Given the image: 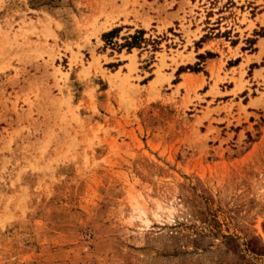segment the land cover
Returning a JSON list of instances; mask_svg holds the SVG:
<instances>
[{"label":"rangeland","instance_id":"374dc122","mask_svg":"<svg viewBox=\"0 0 264 264\" xmlns=\"http://www.w3.org/2000/svg\"><path fill=\"white\" fill-rule=\"evenodd\" d=\"M0 264H264V0H0Z\"/></svg>","mask_w":264,"mask_h":264}]
</instances>
